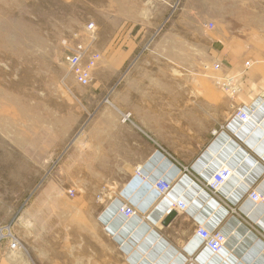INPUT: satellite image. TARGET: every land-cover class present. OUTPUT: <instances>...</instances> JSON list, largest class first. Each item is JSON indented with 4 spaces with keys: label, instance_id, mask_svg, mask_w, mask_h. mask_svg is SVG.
<instances>
[{
    "label": "rangeland",
    "instance_id": "1",
    "mask_svg": "<svg viewBox=\"0 0 264 264\" xmlns=\"http://www.w3.org/2000/svg\"><path fill=\"white\" fill-rule=\"evenodd\" d=\"M223 1L192 9L221 12L214 24L229 27L228 34H264V0ZM168 11L163 0H0V228L19 239L12 261L38 264L34 255L55 201L95 197L97 179L88 169L103 150L118 149L120 128L129 124L121 113L141 108L135 100L152 91L150 83L156 97L185 94L188 104L195 94L211 99L218 90L221 111L229 108L202 60L210 29L164 23ZM89 22L101 60L83 86L64 53L88 40ZM82 136L86 147L76 144ZM72 166L85 173L73 174Z\"/></svg>",
    "mask_w": 264,
    "mask_h": 264
},
{
    "label": "crops",
    "instance_id": "2",
    "mask_svg": "<svg viewBox=\"0 0 264 264\" xmlns=\"http://www.w3.org/2000/svg\"><path fill=\"white\" fill-rule=\"evenodd\" d=\"M163 3L169 7L164 23L201 22L204 28L213 23L202 60L218 63V73L232 77L239 91L231 98L210 78L229 101L221 111L218 90L211 99L195 94L188 104L185 94L156 97L155 83H150L152 91L135 100L141 108L133 110L132 122L120 128L118 149L103 150L102 159L94 157L95 168L88 169L97 179L95 197L53 203L55 215L45 224L44 242L34 255L38 264H264V201L256 205L247 197L255 188L264 199V34H228L229 27L214 24L221 12L198 15L192 9L223 0ZM243 104L252 117L242 124L232 116L233 108ZM87 140L82 136L76 144L86 147ZM73 143L65 146L66 154ZM225 162L234 175L211 197L202 183ZM139 166L143 181L129 185ZM72 173L85 170L72 166ZM159 177L171 179L166 195L153 189ZM179 199L188 208L172 210L171 221L163 225L166 209ZM125 202L134 206L135 216L125 219L119 213ZM198 224H218L225 233L227 241L217 255L199 244L194 233ZM10 253L7 245L0 247V264H17Z\"/></svg>",
    "mask_w": 264,
    "mask_h": 264
},
{
    "label": "built area",
    "instance_id": "3",
    "mask_svg": "<svg viewBox=\"0 0 264 264\" xmlns=\"http://www.w3.org/2000/svg\"><path fill=\"white\" fill-rule=\"evenodd\" d=\"M206 27L211 29L213 27V23H207ZM87 29L92 33L87 36L88 40H82L76 42L73 45H67L66 51L64 53L65 61L68 65L70 71H72L75 82L80 85L87 86L93 75V69L97 66V63L101 60V55L98 51L92 49L90 38L93 36L94 25L92 22H89ZM249 62H245V65H248ZM212 67V75L211 79L215 82V84L227 95L231 96V98H235L239 88L236 85L235 80L232 77H225L220 75L218 72L221 68L218 63L214 62L211 65ZM234 114L232 119L237 120L239 123L247 122L251 119V111L246 105H238L233 108ZM122 122L131 123L132 122V114L129 112H122ZM142 167L139 166L135 169L134 177L135 179L129 183L134 185V182L143 181L142 178ZM234 170L231 165L228 163H222L216 166L213 173L202 183V190L210 195L211 197H216L218 195L219 190L223 188V186L233 177ZM142 177V178H141ZM173 185L171 179L167 177H159L155 180L153 184V189L159 195H166L170 192ZM67 192L73 196L75 194L74 189L68 188ZM248 200L253 204H262L264 199L263 195H261L258 190L251 189L247 194ZM97 198L101 199V195H97ZM189 203L185 202L183 199L175 200L171 203V205L166 209V214H169L171 210H175L176 212H184L188 208ZM119 213L126 219L136 215V209L134 206L125 202L120 204ZM195 237L198 239L199 244L202 248H205L208 252L213 255H217L224 249V245L227 241V237L224 232L218 227V224L212 228L205 226L204 224H198L194 229ZM8 239V248L11 251L18 250L20 247L19 239L17 236L9 230V228H0V244L2 241Z\"/></svg>",
    "mask_w": 264,
    "mask_h": 264
},
{
    "label": "water",
    "instance_id": "4",
    "mask_svg": "<svg viewBox=\"0 0 264 264\" xmlns=\"http://www.w3.org/2000/svg\"><path fill=\"white\" fill-rule=\"evenodd\" d=\"M174 215V211L171 212L164 218L162 224L167 225L171 221V217Z\"/></svg>",
    "mask_w": 264,
    "mask_h": 264
}]
</instances>
